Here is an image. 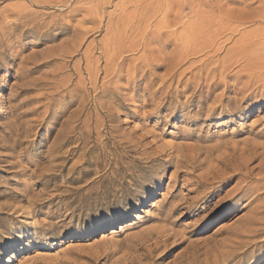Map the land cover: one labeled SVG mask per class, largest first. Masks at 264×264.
<instances>
[{
  "label": "rangeland",
  "instance_id": "374dc122",
  "mask_svg": "<svg viewBox=\"0 0 264 264\" xmlns=\"http://www.w3.org/2000/svg\"><path fill=\"white\" fill-rule=\"evenodd\" d=\"M263 55L264 0H0V264H264Z\"/></svg>",
  "mask_w": 264,
  "mask_h": 264
},
{
  "label": "bare ground",
  "instance_id": "6f19581e",
  "mask_svg": "<svg viewBox=\"0 0 264 264\" xmlns=\"http://www.w3.org/2000/svg\"><path fill=\"white\" fill-rule=\"evenodd\" d=\"M261 20V19H260ZM230 26V25H229ZM220 28H222V27H220ZM225 29V28H224ZM229 29V28H228ZM231 30H233V29H231ZM222 31H224V30H222ZM231 34V33H230ZM221 35V34H220ZM262 54V53H261ZM258 61H256V62H253L254 60H252V63H251V65H253V67L255 66L256 68L258 67L259 69H261V68H264V61L262 62V60H264V55L263 56H259L258 57ZM256 60V59H255ZM255 68V69H256ZM249 159V158H248ZM252 159V158H251ZM247 160V159H246ZM235 169H237V168H235ZM245 169V170H244ZM239 171H242V170H244V172H239V173H241L242 174V176H243V178L245 179V178H249L251 175H250V170L248 169V167H247V165L246 166H244V167H241V168H239L238 169ZM238 170H236V171H238ZM235 171V172H236ZM253 171V170H252ZM251 171V172H252ZM233 172H234V169H233ZM234 174H236V173H234ZM238 174V173H237ZM251 181V180H250ZM253 181V180H252ZM257 181V180H256ZM243 185V184H242ZM245 185V184H244ZM263 185V184H262ZM244 187V186H243ZM246 188H248V186L247 185H245V188H244V190L246 189ZM250 188V187H249ZM248 188V189H249ZM243 190V189H242ZM121 228H122V226H120L118 229L119 230H121ZM247 229V228H246ZM249 231L251 230V229H248ZM111 232L109 233V234H111V233H114V231L115 230H110ZM240 235V234H239ZM105 237H107V234H102V236L100 237L101 239L102 238H105ZM237 237V236H236ZM239 237V236H238ZM237 239V238H236ZM19 253H20V249H18V250H16V252L14 253V254H12L8 259H7V261H6V263H11L12 261H14V260H17L18 259V257H19ZM231 255V254H230ZM226 258V257H225ZM217 260H219V259H217ZM223 260V259H222ZM225 260V259H224ZM214 261V260H213ZM216 261V260H215ZM131 262H132V260H131ZM220 264H222L223 262L220 260ZM207 263V262H206ZM182 264H188V263H182ZM192 264V263H191Z\"/></svg>",
  "mask_w": 264,
  "mask_h": 264
}]
</instances>
